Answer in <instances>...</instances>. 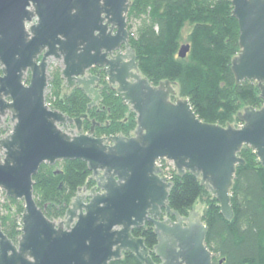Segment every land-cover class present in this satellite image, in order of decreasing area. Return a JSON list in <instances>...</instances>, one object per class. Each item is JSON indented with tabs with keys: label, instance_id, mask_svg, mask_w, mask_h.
<instances>
[{
	"label": "water",
	"instance_id": "95a60500",
	"mask_svg": "<svg viewBox=\"0 0 264 264\" xmlns=\"http://www.w3.org/2000/svg\"><path fill=\"white\" fill-rule=\"evenodd\" d=\"M230 1L239 28L230 69L236 84L255 82L264 100V0ZM130 6L131 0H0V124L5 117L11 124L0 138V190L23 201L16 242L0 221V264H109L124 252L140 264H212L200 208L187 215L170 208L172 182L158 161L171 162L179 177L195 176L227 220L236 167L245 164L242 148L249 146L264 167V105L237 112L238 125L200 120L176 85H153L142 75L129 43ZM188 51L184 43L178 56ZM50 58L61 62L62 88L79 87L87 108L101 98L99 74L90 70L102 69L136 114L132 134L97 137L94 120L82 130L87 113L71 118L49 109ZM73 159L87 164L95 185L79 188L64 217L51 220L34 200L33 176L42 163ZM146 222L156 234L152 249L132 234Z\"/></svg>",
	"mask_w": 264,
	"mask_h": 264
},
{
	"label": "trees",
	"instance_id": "16d2710c",
	"mask_svg": "<svg viewBox=\"0 0 264 264\" xmlns=\"http://www.w3.org/2000/svg\"><path fill=\"white\" fill-rule=\"evenodd\" d=\"M231 11L230 0H131L126 17L129 43L142 75L153 85L170 81L177 86L179 96L189 100L200 120L222 126L232 121L238 124L236 114L244 107L264 105L256 83L244 80L236 84L230 69L232 57L239 52V28ZM183 42L189 44V51L180 58L178 50ZM50 76L52 108L71 118L87 113L83 131L88 132L94 120L98 123L94 128L97 137L132 134L136 114L115 89H109L104 77L99 81L100 100L87 108L90 100L79 87L68 92L62 88L60 70ZM239 155L245 164L236 167L230 191L231 220L224 218L218 201L195 176L185 172L179 177L161 160L164 175L172 182L168 195L172 210L187 215L204 197L201 214L212 264H264V167L249 146ZM58 164L60 168L55 169L41 164L33 176L35 201L51 220L64 216L79 188L95 185L83 160H61ZM6 200L12 206L0 215V221L3 232L15 241L23 202L10 197ZM7 224L12 226L9 232ZM132 234L143 237L151 249L157 242L150 222L133 228ZM152 257L159 262L153 253ZM109 264L140 263L133 254L124 252L121 259Z\"/></svg>",
	"mask_w": 264,
	"mask_h": 264
},
{
	"label": "rangeland",
	"instance_id": "374dc122",
	"mask_svg": "<svg viewBox=\"0 0 264 264\" xmlns=\"http://www.w3.org/2000/svg\"><path fill=\"white\" fill-rule=\"evenodd\" d=\"M34 22V21H33ZM183 36H184V39H185V37H186V32H184L183 33ZM183 43H185V42H183ZM55 70H61V62L59 61V60H56V59H54V58H50L49 59V61H48V67H47V71H48V73H49V75H51L52 73H54V71ZM0 74H1V72H0ZM25 82V84H28V82H29V76L26 78V80L24 81ZM176 87V86H175ZM177 88V87H176ZM52 94V92H51V85H50V81H49V83H48V86H47V88L45 89V103H46V105L49 107V109H51V110H55V109H53L52 108V103H53V96L51 95ZM173 100H174V98H173ZM242 110V109H241ZM241 110H239V111H241ZM230 123H232V124H234V125H238L237 124V122L236 121H232V122H230ZM5 125H8V127H6L5 128ZM11 130V124L9 123V121H8V117H5V118H3L2 119V124H0V138L1 137H3V136H5L6 134H8V132ZM59 161L60 160H58V161H56L54 164H52V165H50V166H52L54 169L55 168H60V165L58 164L59 163ZM158 163H160L161 164V161L159 160L158 161ZM42 164H48V163H42ZM167 164H168V166L166 167V169L168 170V169H170V168H168V167H173V165H172V163L170 162V163H168L167 162ZM163 166H161V168H162ZM174 168V167H173ZM83 187H85V191L86 192H88L89 191V188H91V187H88V186H83ZM5 195V193H4V191L3 190H0V215H3V214H6V211H7V208H8V206H12L11 204H9V202L6 200V198H7V196H4ZM34 200H35V198H34ZM22 201V200H21ZM23 202V201H22ZM36 202V201H35ZM37 204V203H36ZM37 206H38V204H37ZM39 207V206H38ZM204 207H205V204H204V197H202V198H200L198 201H197V204H195L194 205V209L195 210H198L199 208H200V210H199V212L200 213H202V211H203V209H204ZM14 208V207H13ZM13 211V210H12ZM64 217V216H63ZM63 217H61V218H56V219H52V220H60V219H62ZM12 228V226L10 225V224H7L6 225V230L9 232V230ZM20 228H21V226H20ZM20 233H21V230H19L18 231V234L20 235ZM8 237V236H7ZM9 238V237H8ZM11 239V238H10ZM12 240V239H11ZM14 241V240H13ZM14 242H16V240L14 241Z\"/></svg>",
	"mask_w": 264,
	"mask_h": 264
},
{
	"label": "flooded vegetation",
	"instance_id": "af4514ba",
	"mask_svg": "<svg viewBox=\"0 0 264 264\" xmlns=\"http://www.w3.org/2000/svg\"><path fill=\"white\" fill-rule=\"evenodd\" d=\"M90 72L92 73V74H99V78L101 79L102 77H104L105 78V80H106V75H105V73H104V71L102 70V69H100V68H97V67H94V68H92L91 70H90ZM100 81V80H99ZM106 82H107V80H106ZM108 84V83H107ZM98 86L99 87H101V85H99V83H98ZM108 87H109V89H114V88H112L109 84H108ZM84 120V119H83ZM2 124V123H1ZM83 124V123H82ZM6 127H8V125H5V128ZM83 132H85V131H83ZM86 133V132H85ZM85 191V187H83L82 189H81V193L82 192H84Z\"/></svg>",
	"mask_w": 264,
	"mask_h": 264
},
{
	"label": "built area",
	"instance_id": "2783aa9c",
	"mask_svg": "<svg viewBox=\"0 0 264 264\" xmlns=\"http://www.w3.org/2000/svg\"><path fill=\"white\" fill-rule=\"evenodd\" d=\"M161 161V160H160ZM167 162V161H166ZM168 163H170V162H168ZM160 166H161V164L160 163H158Z\"/></svg>",
	"mask_w": 264,
	"mask_h": 264
},
{
	"label": "bare ground",
	"instance_id": "6f19581e",
	"mask_svg": "<svg viewBox=\"0 0 264 264\" xmlns=\"http://www.w3.org/2000/svg\"><path fill=\"white\" fill-rule=\"evenodd\" d=\"M169 179V178H168Z\"/></svg>",
	"mask_w": 264,
	"mask_h": 264
}]
</instances>
